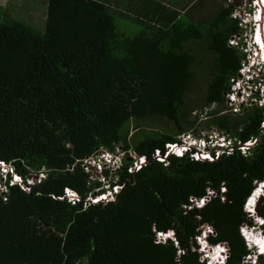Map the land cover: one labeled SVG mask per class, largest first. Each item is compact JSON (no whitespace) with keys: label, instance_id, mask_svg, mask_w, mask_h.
<instances>
[{"label":"trees","instance_id":"trees-1","mask_svg":"<svg viewBox=\"0 0 264 264\" xmlns=\"http://www.w3.org/2000/svg\"><path fill=\"white\" fill-rule=\"evenodd\" d=\"M192 1L47 0L43 32L27 11L16 16L0 2V160L27 187L7 181L0 194V264H206L197 243L206 225L208 244L226 246L224 264H249L240 230L264 220V196L253 215L244 209L264 182V107L224 111L229 80L246 58L228 44L242 31L231 16L235 2L195 17L204 0ZM204 37L214 57L201 97L208 110L189 118L182 106L190 44ZM153 118L173 129L144 130L139 121ZM213 129L240 144L257 141L245 154L234 148L213 160L165 154L177 133ZM115 147L144 164L129 171L133 161L124 156L114 175L105 169L120 189L89 203L102 183L89 182L82 161ZM40 172L39 182L26 183ZM209 191L202 205L193 203Z\"/></svg>","mask_w":264,"mask_h":264},{"label":"built area","instance_id":"built-area-1","mask_svg":"<svg viewBox=\"0 0 264 264\" xmlns=\"http://www.w3.org/2000/svg\"><path fill=\"white\" fill-rule=\"evenodd\" d=\"M260 10V11H259ZM258 16L255 18L257 21V25L255 29L260 30V26L262 27V23L264 20V6L263 12L258 8ZM234 19H237L231 15ZM262 16V17H261ZM239 22L240 28L243 29L247 22L237 19ZM258 22H260L258 24ZM254 29V28H253ZM264 40V35L262 37V41ZM255 41L256 38H255ZM240 34L232 35L228 44L231 46L238 47L240 44ZM257 49L259 51H255V56L259 57L260 64L257 63V60H250V58L246 57L241 62V67L238 71V74L235 77L230 78L228 90L225 92V100L223 104V108L225 112L238 113L243 107L250 106H259L264 107V70L262 69V63H264V53H262L263 45L260 43H256ZM246 54V52H244ZM247 56V54H246ZM254 80V78H256ZM213 107V106H212ZM261 135L264 136V121L262 122V131ZM218 140V142H217ZM257 139L252 138L251 140L245 142L244 144H240L228 137L226 133L219 132L217 130L212 131H203L201 130L199 133H193L192 131H186L179 135L177 141L173 143H167L165 145L166 151L165 154H176L182 155L188 153L189 157L194 160H213L223 152H231L234 148H238L241 153L245 154L250 146L255 144ZM214 143V144H213ZM234 143H236L234 147ZM127 156L132 159L133 163L130 167L129 171L138 170L142 164H144V157H138L135 154L129 153L125 150H122L119 147H115L114 151H108L104 148H99L94 151L90 156H87L82 161L83 170L89 174V182H93L95 180L100 181L103 186L97 189H94V192L86 198V201L89 203H97L99 200L106 201L111 199L113 194L120 189V186L117 184H113L110 186V179L104 174V170L107 169L109 173L114 175V172L121 167L122 158ZM156 156L160 161L163 160V157L158 156V152H156ZM45 175L43 172H40L37 175H29L26 178L27 183L31 182H39ZM8 181L9 185L12 184H21L22 187L27 188L23 183V178L18 175L14 171V167L11 163L0 160V194H3L7 191L6 182ZM103 188L107 191L99 192V190ZM223 191V188H221ZM213 195L212 191H209L208 196L200 199H193V203L197 206L202 205L209 196ZM65 196L74 201L78 199V196L75 192H72L69 189H66ZM206 231L211 233L212 229L210 226L206 225Z\"/></svg>","mask_w":264,"mask_h":264},{"label":"rangeland","instance_id":"rangeland-1","mask_svg":"<svg viewBox=\"0 0 264 264\" xmlns=\"http://www.w3.org/2000/svg\"><path fill=\"white\" fill-rule=\"evenodd\" d=\"M177 1V0H176ZM219 4H214L211 6L208 10V12L204 11L206 14H213L215 13L220 6H222L225 2L222 0H217ZM232 2H235V10L233 12V16H235L239 20H244V22H247V25L243 23L245 28L243 31H241L240 34V44L237 47L238 50H241L242 52H246L248 58L250 60H257V63L260 64L259 57L255 56V51H258L255 41L256 34L259 33L260 30H256L255 27L257 25V21L255 18L260 15L258 14V8L261 9V7L264 6V0H231ZM0 2L3 4V6L10 8L8 9L11 13L16 14V16L20 15L21 13H24V10L27 11L24 13V16H27L28 19H31V25L39 31L43 32L45 27V20H46V9H47V0H0ZM39 6V7H38ZM38 8V9H37ZM260 11V10H259ZM44 14V17H43ZM23 17V16H20ZM262 17V16H261ZM24 18V17H23ZM260 22H258L259 24ZM130 25V24H128ZM206 27V26H205ZM254 28V29H253ZM260 29H262V37L264 35V20L262 23V27L260 26ZM207 38H203L199 41H191L190 46L191 52L193 53V62L191 66V76L192 80L190 81V84L188 85V88L185 93L184 97V105L182 106V111H187L190 114L189 118H193V116H199L200 118L204 119V115L206 114L207 110L202 106L201 104V97L203 96V92L205 90L206 81L208 78L212 75L214 70V60L212 56V52L208 51L207 46L209 44V40ZM262 39V38H261ZM264 43V40L262 41ZM189 45V43H188ZM264 49V46H262ZM259 53V51H258ZM262 69L264 70V63L261 64ZM257 79L254 78V80ZM213 108V107H211ZM142 128L147 131H152L154 129L158 130H166V129H173V125L170 123H167L159 118H153V119H146V120H140L139 121ZM133 122L130 124L129 129V135L133 133ZM217 130V129H213ZM188 130H185L183 132H186ZM206 132V130H205ZM183 133H177L176 137ZM214 144V143H213ZM263 185V186H262ZM103 186V184H102ZM264 184H258L256 186V189L253 194V196L250 197L249 203H251L254 200H256V194L259 193L260 189H264ZM248 203V204H249ZM249 207V205H246V207ZM204 232V229L201 233ZM241 232L245 235L246 239L248 240L249 247L253 251V253H250V259L248 256H246L245 261L253 262V259L255 257L254 255V243H256L259 246H263L264 243V228L258 225V223H255L253 226H246L243 225L241 228ZM205 233V232H204ZM206 234V233H205ZM164 236V235H163ZM198 239V238H197ZM201 239V238H200ZM198 241V240H197ZM201 247L199 251H202V257L205 258L206 264H221L222 263V256L224 255L221 253V247L218 246H211L209 244H206L204 242L203 238L200 240ZM205 247L204 250H202V247ZM252 246V248H251ZM256 254V253H255ZM258 264V263H257Z\"/></svg>","mask_w":264,"mask_h":264},{"label":"clouds","instance_id":"clouds-1","mask_svg":"<svg viewBox=\"0 0 264 264\" xmlns=\"http://www.w3.org/2000/svg\"><path fill=\"white\" fill-rule=\"evenodd\" d=\"M261 10H262V12H263V7H261ZM218 131V130H217ZM220 132V131H219ZM217 142H218V140H217ZM176 155V154H175ZM182 155H184V154H182ZM182 155H177V156H182ZM23 183H24V179H23ZM26 183H27V181H26ZM34 182H31V183H27V184H33ZM25 184V183H24ZM260 184H264V182H262V183H260ZM263 186V185H262ZM264 188V187H263ZM105 191H107L106 189H104ZM255 190H257L256 188H255ZM255 190L252 192V193H254L255 192ZM251 196H253V194H251ZM250 196V197H251ZM260 196H264V189H260L259 190V193L258 194H256V200H254L253 199V201L251 202V203H249V199L250 198H248L247 199V201H246V203H245V206H244V209H245V211L246 212H248L249 214H254V211L252 212V210H254V208H255V203H256V201H257V199L260 197ZM100 201H103V200H99L98 202H100ZM97 202V203H98ZM96 203V202H95ZM249 203V204H248ZM246 205H249V207L247 206L246 207ZM252 212V213H251ZM255 223H258V225L259 226H264V221H259V220H257ZM242 228V227H241ZM263 228V227H262ZM204 229V232L206 233H201L197 238V243L199 244V246L201 247V243H200V240L203 238V240H204V242H206V244H208V242L206 241V237H207V234H209V232H207L206 231V227H204L203 228ZM241 231V230H240ZM168 233H172L171 231L170 232H168ZM168 233H166V234H162V233H158V235H157V237L161 240V239H164V238H168V237H172V235L171 236H169L168 235ZM173 234V233H172ZM241 234H242V236L244 237V239H245V241H246V244H247V246H248V248H249V250H250V253L252 252L253 253V251L250 249V247H249V243H248V240L246 239V237H245V235L241 232ZM164 235V236H163ZM263 235H264V233H263ZM201 238V239H200ZM216 246H218V247H221V253H223L224 255L222 256V263L221 264H224V262H225V258H226V256H227V253H226V246H225V244H218V245H216ZM254 246H255V249H254V252L256 253H254V255H255V257H254V259H253V262H251V261H249L248 263L249 264H257L258 263V260H257V257L260 255V256H263L264 257V251H261V249L262 248H264V243H263V246H259V245H257L256 243H254ZM204 246L201 248L202 250H204ZM251 248H252V246H251ZM200 249V248H199ZM200 252H202L201 250H200ZM203 255V254H202ZM248 257H249V259L251 258L250 257V255H248ZM203 259H205V258H203ZM206 261V260H205ZM264 264V263H263Z\"/></svg>","mask_w":264,"mask_h":264},{"label":"crops","instance_id":"crops-1","mask_svg":"<svg viewBox=\"0 0 264 264\" xmlns=\"http://www.w3.org/2000/svg\"><path fill=\"white\" fill-rule=\"evenodd\" d=\"M176 1V0H175ZM177 1H180V0H177ZM176 1V2H177ZM194 1H197V0H193L192 2H190L191 4L194 2ZM214 4H219V2L217 0H204V2H202V5L203 6H199L198 9L200 10H197L196 9V13L194 14L195 17H203V15H207L204 11L208 12L209 8L211 6H213ZM173 6H175V4H173ZM177 7H179V5L177 4ZM221 7V6H220ZM204 8V9H203ZM262 221V220H261Z\"/></svg>","mask_w":264,"mask_h":264},{"label":"bare ground","instance_id":"bare-ground-1","mask_svg":"<svg viewBox=\"0 0 264 264\" xmlns=\"http://www.w3.org/2000/svg\"><path fill=\"white\" fill-rule=\"evenodd\" d=\"M262 33L260 32V34L259 33H257L256 34V40L258 41V43H260V41H261V43H262V45L264 46V43L262 42ZM262 53H264V50H262ZM254 210H252V212H253Z\"/></svg>","mask_w":264,"mask_h":264},{"label":"snow or ice","instance_id":"snow-or-ice-1","mask_svg":"<svg viewBox=\"0 0 264 264\" xmlns=\"http://www.w3.org/2000/svg\"><path fill=\"white\" fill-rule=\"evenodd\" d=\"M168 235H169V236H171V235H172V233H168ZM261 251H264V248H262V249H261Z\"/></svg>","mask_w":264,"mask_h":264},{"label":"water","instance_id":"water-1","mask_svg":"<svg viewBox=\"0 0 264 264\" xmlns=\"http://www.w3.org/2000/svg\"><path fill=\"white\" fill-rule=\"evenodd\" d=\"M252 213V212H251ZM262 221H264L262 218H261Z\"/></svg>","mask_w":264,"mask_h":264}]
</instances>
